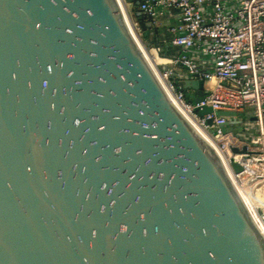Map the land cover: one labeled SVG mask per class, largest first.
I'll list each match as a JSON object with an SVG mask.
<instances>
[{"label": "water", "instance_id": "1", "mask_svg": "<svg viewBox=\"0 0 264 264\" xmlns=\"http://www.w3.org/2000/svg\"><path fill=\"white\" fill-rule=\"evenodd\" d=\"M179 83L202 99L204 79ZM0 264H264L263 233L120 0H0Z\"/></svg>", "mask_w": 264, "mask_h": 264}, {"label": "built area", "instance_id": "2", "mask_svg": "<svg viewBox=\"0 0 264 264\" xmlns=\"http://www.w3.org/2000/svg\"><path fill=\"white\" fill-rule=\"evenodd\" d=\"M169 8L179 12L169 27L170 44L197 48L212 59L207 70L195 58L181 54L164 57L159 46L143 48L154 65L173 104L197 123L222 156L223 164L257 226L264 230V0H140L139 9L152 25ZM133 23V22H132ZM140 28L137 20L136 23ZM154 62V64H153ZM208 83L202 99L192 101L177 84L174 66ZM204 107L213 112L200 115ZM251 127L226 130L229 117L217 111H234L236 119L249 117ZM212 120V124L208 123ZM256 129L257 132H253ZM242 167L235 171L232 161Z\"/></svg>", "mask_w": 264, "mask_h": 264}, {"label": "crops", "instance_id": "3", "mask_svg": "<svg viewBox=\"0 0 264 264\" xmlns=\"http://www.w3.org/2000/svg\"><path fill=\"white\" fill-rule=\"evenodd\" d=\"M126 2L128 0H125ZM137 1L140 0H133L132 4H136ZM130 4V3H128ZM179 16V12L175 8H169L166 10L165 15H163L160 18V24L157 26L152 25V28L149 30L147 34L144 35L146 37H149L150 39L157 34L158 37V43L159 47L161 48V54L164 57H173V56H179L181 54H187L193 58H195L198 62L201 63L202 67L209 70L212 68V59L206 57L203 55L197 48H192L188 50H183L180 47L173 46L170 44V40L172 38V35L169 31V27L177 22ZM149 20L148 18H146ZM154 64V62H153ZM175 72H176V81L179 83L182 80H189L193 78L188 74L186 66L183 64H178L174 66ZM180 85V83H179ZM208 83L205 82L204 84V91L207 90ZM183 88V87H182ZM188 92L195 93L196 90L193 87H190L187 89ZM253 132H257L256 129L253 130Z\"/></svg>", "mask_w": 264, "mask_h": 264}, {"label": "rangeland", "instance_id": "4", "mask_svg": "<svg viewBox=\"0 0 264 264\" xmlns=\"http://www.w3.org/2000/svg\"><path fill=\"white\" fill-rule=\"evenodd\" d=\"M122 3H123V7L125 8V11H126V15L128 17V20H129V23H130V27L131 29L133 30V32L136 34L142 48H145L146 47L148 48V46H152V45H149L150 44V41L151 39L150 38H147L145 35H144V32L141 28L138 27L136 23V18L134 17V11H135V4H128L125 0H122ZM133 22V23H132ZM251 113H253V109L252 108H247L246 110V114L249 115V117H247L246 119H243V122L240 123V124H236V128L237 129H243L244 127H251V120H250V115H252Z\"/></svg>", "mask_w": 264, "mask_h": 264}, {"label": "bare ground", "instance_id": "5", "mask_svg": "<svg viewBox=\"0 0 264 264\" xmlns=\"http://www.w3.org/2000/svg\"><path fill=\"white\" fill-rule=\"evenodd\" d=\"M120 3H121V5H122V8H123V11H124V14H125V16H126V19H127V21H128V23H129V20H128V17H127V15H126V11H125V8L123 7V3H122V0H120ZM130 24V23H129ZM132 32H133V30H132ZM134 33V32H133ZM134 35H135V37H136V39L138 40V38H137V36H136V34L134 33ZM138 42H139V40H138ZM147 56H148V58L149 59H151L150 58V56L148 55V54H146ZM152 64V63H151ZM152 67L153 68H155V66L154 65H152ZM180 112H181V114L192 124V126L199 132V134L212 146V148L217 152V154L220 156V158H221V160H223V158H222V156L220 155V153L217 151V149H216V147H215V145L210 141V139H209V137H208V135L205 133V131L197 124V123H195L194 121H192L189 117H187V115L183 112V111H181L180 110ZM260 230H261V232L263 233V235H264V230L263 229H261L260 228Z\"/></svg>", "mask_w": 264, "mask_h": 264}, {"label": "trees", "instance_id": "6", "mask_svg": "<svg viewBox=\"0 0 264 264\" xmlns=\"http://www.w3.org/2000/svg\"><path fill=\"white\" fill-rule=\"evenodd\" d=\"M135 17V15H134ZM136 18V17H135ZM149 38V37H147ZM158 43V37H157V34H155L152 38H151V41H150V44L149 45H152V46H159L157 45ZM177 84L179 85V83L177 82ZM181 86V85H180ZM183 89V88H182ZM184 90V89H183ZM185 91V90H184Z\"/></svg>", "mask_w": 264, "mask_h": 264}]
</instances>
